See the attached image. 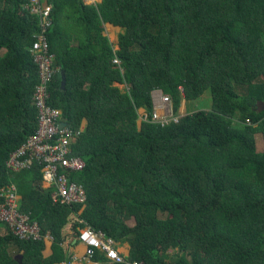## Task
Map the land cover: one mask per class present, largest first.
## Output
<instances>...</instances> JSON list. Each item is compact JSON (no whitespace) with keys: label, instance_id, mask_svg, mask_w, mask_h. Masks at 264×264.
<instances>
[{"label":"trees","instance_id":"1","mask_svg":"<svg viewBox=\"0 0 264 264\" xmlns=\"http://www.w3.org/2000/svg\"><path fill=\"white\" fill-rule=\"evenodd\" d=\"M30 2L0 0V189L16 187L20 212L51 235L53 254L0 222V264L66 262L70 218L75 238L87 224L128 242L129 262L264 264V0H42L59 69L50 105L75 132L87 122L73 147L86 167L65 172L83 185L85 205L54 203L38 164L6 168L38 128L30 49L40 28ZM107 24L124 32L118 51ZM154 91L175 113L209 94L211 110L161 128L150 123ZM140 111L149 120L141 127ZM92 261L107 263L99 253Z\"/></svg>","mask_w":264,"mask_h":264},{"label":"built area","instance_id":"2","mask_svg":"<svg viewBox=\"0 0 264 264\" xmlns=\"http://www.w3.org/2000/svg\"><path fill=\"white\" fill-rule=\"evenodd\" d=\"M85 3L88 6L97 5L96 0H85ZM27 9L38 17L40 28L30 49L39 73V84L33 98V106L38 113V128L36 134L29 138L25 145L9 155L6 168L15 173L38 164L43 178L41 185L45 189H53L51 199L54 203L85 205L87 195L83 185L71 181L65 174V172H82L86 167L85 161L73 154V147L82 131L75 132L68 127L62 128V112L50 105V87L59 72L55 67V57L51 54L47 38V33L53 25L52 7L43 6L42 0H31ZM113 64L120 67L121 62L115 58ZM179 91L183 95V90L179 89ZM152 103L150 123L161 128L179 124L182 116L175 113L173 101L169 96L164 95L162 91H154ZM141 121L149 120L143 115ZM0 199V222L15 238L20 241H52L51 235L48 232L43 233L36 221L31 220L28 214L20 212L18 192L13 184L0 189ZM76 240L85 247L82 260L92 264H98L92 261L96 253L111 264H145L129 262L127 257L119 252L115 240L101 231H94L87 224L79 230ZM75 260V257H68L63 264H77Z\"/></svg>","mask_w":264,"mask_h":264},{"label":"crops","instance_id":"3","mask_svg":"<svg viewBox=\"0 0 264 264\" xmlns=\"http://www.w3.org/2000/svg\"><path fill=\"white\" fill-rule=\"evenodd\" d=\"M102 1L103 0H96V3L100 4V3H102ZM123 33L124 32L120 28L114 27L110 24L105 25V36L108 38L109 42L113 46L114 51L119 50V37ZM121 88L123 89V87H121ZM184 103H193V102H186L183 100L181 103L182 107L184 106ZM177 114H179V113H177ZM139 115H140V120H141V116H143V113L141 114V112H140ZM179 115L182 116V114H179ZM86 126H87V122H84L83 127H82V131H84L86 129ZM20 199H21V195L19 194L18 195L19 203H20ZM75 221H76L75 218H70L68 224L62 230V235L64 237V243L62 244V248H63V251L65 252V257L67 259H68V257H75L76 258L75 261L77 262V264H92L91 262H87L85 260H82L84 252H85V247L76 240V238L74 237L73 231L71 229V226L73 225V223H75ZM0 229L4 230L3 227ZM118 249L122 255H124L126 257L128 255H130V245L128 242L118 244ZM43 250H44L43 253H44L45 257L51 256L53 254L52 253V241L44 240L43 241ZM63 263L64 262H62L61 264H63ZM106 264H111V263H106Z\"/></svg>","mask_w":264,"mask_h":264},{"label":"rangeland","instance_id":"4","mask_svg":"<svg viewBox=\"0 0 264 264\" xmlns=\"http://www.w3.org/2000/svg\"><path fill=\"white\" fill-rule=\"evenodd\" d=\"M181 96L182 93H181ZM206 98H202L194 103H184V106L182 107V104H181V107H180V110H179V114H182V116H188V115H192V114H195V113H198L200 111H210L211 110V97L210 95L206 94L205 96ZM183 101V100H182ZM182 103V102H181ZM141 114L143 113L144 114V111H140ZM139 112V114H140ZM178 116H181L179 115ZM139 122H141V120H139ZM256 142H257V150L258 152H263L264 150V140H263V136L262 135H257L256 136ZM20 194V192H19ZM136 223L135 219H133L132 221L129 222V224L131 226H134ZM4 233V230L3 229H0V234L3 235Z\"/></svg>","mask_w":264,"mask_h":264},{"label":"water","instance_id":"5","mask_svg":"<svg viewBox=\"0 0 264 264\" xmlns=\"http://www.w3.org/2000/svg\"><path fill=\"white\" fill-rule=\"evenodd\" d=\"M61 77H62V89H65V87H66V78H65V73H64V72L61 73ZM141 124H142V121L139 122V127H141ZM61 127H62V128H66V127H67V124L63 123V124L61 125ZM128 256H129V255H128ZM128 256H127V257H128Z\"/></svg>","mask_w":264,"mask_h":264},{"label":"clouds","instance_id":"6","mask_svg":"<svg viewBox=\"0 0 264 264\" xmlns=\"http://www.w3.org/2000/svg\"><path fill=\"white\" fill-rule=\"evenodd\" d=\"M63 123H64V122H63ZM63 123H62V124H63Z\"/></svg>","mask_w":264,"mask_h":264}]
</instances>
